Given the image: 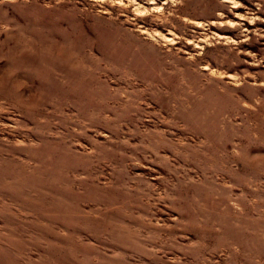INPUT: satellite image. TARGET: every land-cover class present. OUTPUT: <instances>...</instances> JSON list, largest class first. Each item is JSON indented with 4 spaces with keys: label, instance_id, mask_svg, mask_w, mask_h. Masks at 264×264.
Here are the masks:
<instances>
[{
    "label": "rangeland",
    "instance_id": "obj_1",
    "mask_svg": "<svg viewBox=\"0 0 264 264\" xmlns=\"http://www.w3.org/2000/svg\"><path fill=\"white\" fill-rule=\"evenodd\" d=\"M0 264H264V0H0Z\"/></svg>",
    "mask_w": 264,
    "mask_h": 264
}]
</instances>
